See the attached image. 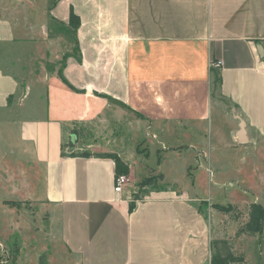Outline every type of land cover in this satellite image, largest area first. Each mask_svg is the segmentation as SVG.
Segmentation results:
<instances>
[{"label":"crops","instance_id":"crops-1","mask_svg":"<svg viewBox=\"0 0 264 264\" xmlns=\"http://www.w3.org/2000/svg\"><path fill=\"white\" fill-rule=\"evenodd\" d=\"M48 3L0 0V126L14 132L27 175L8 173L16 192L1 208L10 231L39 228L23 203L31 201L57 252L45 251V264H210L214 240L229 242L243 264H260L240 245L264 243V235L234 239L237 224L202 209L200 202L214 203L191 187L166 182L159 168L163 180L139 199L132 186L148 173L139 144L158 156V167L188 161L190 185L207 168L217 174L224 134L235 147L256 149L264 166V0ZM71 12L79 22L70 59L63 65L65 55L57 56L49 74L47 36L64 30ZM83 152L90 156H74ZM96 154L121 162L123 193L114 192V160ZM238 188L241 199L228 204L262 205L264 187Z\"/></svg>","mask_w":264,"mask_h":264},{"label":"rangeland","instance_id":"rangeland-1","mask_svg":"<svg viewBox=\"0 0 264 264\" xmlns=\"http://www.w3.org/2000/svg\"><path fill=\"white\" fill-rule=\"evenodd\" d=\"M55 1L57 0H49V6ZM35 10L36 9L31 11L35 12ZM55 28H57V32H53V34L55 33L56 36H47V38L51 40L48 44V49H50V51L47 59L49 74H54V72L56 71V65H54L53 68H50V65L56 63L59 58L57 56H61L62 53L65 55L64 64L68 59H70V46L73 45V41L70 40L72 38L70 37L69 33H67L70 30L68 29V24L64 26V30L60 26H57ZM51 29L55 31L54 27H52ZM62 35L64 38L62 37ZM57 37H62L63 39L61 41H58L56 40ZM31 63L32 64L30 65V69H35V67L38 66L37 61H32ZM39 63L41 64L40 67L46 69L44 60L41 59ZM81 134H83V132H81ZM222 140L224 142H222L221 148H219L214 153V155L217 157L216 160H218L219 168L216 175L215 170L211 169L214 173V179L212 180H206V176L208 175L206 173L198 174L197 176H195L194 180H192V178L190 179L191 182L194 181L193 185H190V183L187 182L188 178L186 179L185 177L187 169L186 165L188 161L185 160V162L183 161L182 163L176 164L173 160L168 159L165 164H163L162 166L159 165L158 167V156L152 151H146L143 145L139 144V158H141V160H143L142 163L145 164L141 169V172L146 169V171L149 173V170L159 168V172L166 176V182H173L179 185L181 188L186 187L188 189L191 187L193 193L197 194L200 198L219 205L235 203V201H238L239 198L241 199V196H235L238 194H243L240 192L238 188L239 186L247 187L260 192L261 188L264 187V166L261 154L253 147H246L245 149L239 146L235 147V145L232 144L231 136H229L228 134H224ZM125 144L126 143H124L123 145ZM149 149L151 148L149 147ZM10 150H14L16 154L10 152ZM162 153L168 154L169 152L163 151ZM19 156V144L17 142V139L14 137V132L11 129L7 130V128H1L0 126V199L2 198L0 201V264H16L20 249L21 258L19 264H39V258L44 254L45 251H49L53 254L56 251L55 246L52 245L53 243H49V239L44 238V225L41 224V219L43 220V218L39 216L35 217V211H37L36 204L34 205V203L31 201L23 202L25 205V209L32 212V217L37 219L35 221H37V226L39 227L37 230H34L31 229L30 225L27 224L28 226H26V229H28L29 231L27 230L24 236H22L21 233L19 234L14 231H10L11 222L9 220H11V218L8 215L7 209H4V211L1 208V206L6 207L7 203L11 205L9 201L3 200V198H7L9 196L12 197L13 195L9 194V192H16L13 188V185L8 184V173H11V176L9 177L15 176L13 177L15 178V180H17V178L27 177V175H25L19 168L21 166L18 164L20 162V160H18ZM12 159L15 160L12 161ZM20 159L24 160V157L21 156ZM13 162H15L14 165L12 164ZM146 166H148L149 168L147 169ZM157 174L159 173L156 171L155 176ZM193 175L194 174L191 173V176ZM227 181H230L231 183L226 184ZM160 182L156 183V185H159ZM260 183L261 187L259 186ZM222 184H224V186H221ZM20 187L21 186H18L17 188ZM132 187L134 188L133 192L136 199L142 197L147 191L146 186L144 185V183H142V179ZM246 197L243 196L242 198L244 199ZM261 201L262 206L264 207V198ZM12 203H16L17 205H19L20 201H14ZM200 205L202 209L211 208L209 203L200 202ZM43 223L45 224V220H43ZM229 224H231L230 221ZM50 241L53 242L51 237ZM240 246L249 257H252L253 259L258 258L261 260L260 264H264V243L259 244L255 241H245ZM58 259L59 256H56L55 261L57 262Z\"/></svg>","mask_w":264,"mask_h":264},{"label":"trees","instance_id":"trees-1","mask_svg":"<svg viewBox=\"0 0 264 264\" xmlns=\"http://www.w3.org/2000/svg\"><path fill=\"white\" fill-rule=\"evenodd\" d=\"M58 1V0H57ZM57 1L52 3L50 7H52ZM79 19L72 12L69 15L68 29H70L67 33L71 37H75V29L77 27ZM65 56L63 58L62 64L64 65ZM220 77L218 74H214V83L215 87L220 84ZM74 156L80 157H88L89 153H79L74 154ZM98 157L102 158H110L114 160L118 175H122L121 170V162H119L118 158L113 154H96ZM147 177L142 178V183L146 187L151 185H156V183L163 180L162 174H157L155 176L156 170H149ZM125 174V173H124ZM11 203V202H9ZM133 207V206H131ZM211 208L215 211L225 215L228 217V221L237 224V229L234 235V239H238L242 236L246 237H254L257 236L259 239L263 238L264 235V207L257 203H249L242 208L237 205H219L212 204ZM243 210V211H241ZM233 249L229 242L225 240H214L212 242V252L210 264H243L244 257L241 254H237L236 252H232ZM39 264H45V255L43 254L39 258Z\"/></svg>","mask_w":264,"mask_h":264},{"label":"built area","instance_id":"built-area-1","mask_svg":"<svg viewBox=\"0 0 264 264\" xmlns=\"http://www.w3.org/2000/svg\"><path fill=\"white\" fill-rule=\"evenodd\" d=\"M221 65V62H215L213 64H211V67L215 68V67H219ZM207 174L208 177L211 178V180L214 177L213 171L210 168H207ZM128 178L125 175H117L115 177V181H114V192L115 193H123L124 191V187L128 186Z\"/></svg>","mask_w":264,"mask_h":264},{"label":"water","instance_id":"water-1","mask_svg":"<svg viewBox=\"0 0 264 264\" xmlns=\"http://www.w3.org/2000/svg\"><path fill=\"white\" fill-rule=\"evenodd\" d=\"M243 126H244L243 124H241V126H240V128H241V132H242V128H243ZM241 132H240V136H241ZM71 139H72L73 142L75 141V137H74V136H72Z\"/></svg>","mask_w":264,"mask_h":264}]
</instances>
